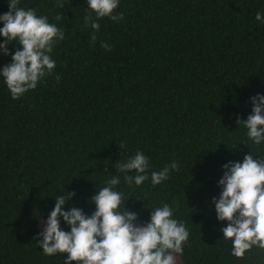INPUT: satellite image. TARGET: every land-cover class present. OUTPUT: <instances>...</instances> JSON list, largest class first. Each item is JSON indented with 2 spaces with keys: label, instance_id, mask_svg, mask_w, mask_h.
I'll list each match as a JSON object with an SVG mask.
<instances>
[{
  "label": "trees",
  "instance_id": "obj_1",
  "mask_svg": "<svg viewBox=\"0 0 264 264\" xmlns=\"http://www.w3.org/2000/svg\"><path fill=\"white\" fill-rule=\"evenodd\" d=\"M18 6L46 16L64 39L34 89L13 99L0 80V264H63L66 253L47 255L36 243L54 197L72 191L65 208L90 213L88 198L115 174L113 162L137 149L149 172L179 165L159 184L117 189L137 222L164 203L183 221L189 235L173 253L180 264H264L256 245L231 254L210 204L222 163L264 154V142L253 144L236 123L250 112L248 98L264 94V24L254 18L264 16V0H119L113 13L122 18H100L95 42L82 23L94 16L84 0ZM9 58L0 54V65Z\"/></svg>",
  "mask_w": 264,
  "mask_h": 264
},
{
  "label": "clouds",
  "instance_id": "obj_2",
  "mask_svg": "<svg viewBox=\"0 0 264 264\" xmlns=\"http://www.w3.org/2000/svg\"><path fill=\"white\" fill-rule=\"evenodd\" d=\"M8 10L0 13V54L9 61L0 65V80L16 99L34 89L37 82L52 73L56 61L51 58L53 45L64 39V31L48 22L35 9L20 7L19 0H6ZM60 7L64 0H56ZM86 12L82 23L93 31L90 42H95L99 19L113 21L123 13H113L119 0H84ZM255 20L264 24L260 11ZM60 19L59 16L56 17ZM15 41L19 47L10 54L5 45ZM105 50L110 45L104 41ZM58 79V77H57ZM250 112L243 120L246 136L253 144L264 142V94L255 93L248 98ZM249 151L240 160H228L220 165L221 174L216 181L217 196L210 200L222 237L231 239V254L241 257L253 245L264 248V154ZM255 157V158H254ZM116 169L88 198L94 205L90 213L66 202L74 195L63 191L54 197L52 207L42 218L43 226L35 235L36 243L44 254L66 253L63 264H175L173 253L183 251L182 244L189 235L183 221L173 218L168 204L151 208L146 221H138L136 212L124 208L123 192L117 186H140L146 180L156 185L168 178L170 171L179 168L175 160L158 171L149 172V158L137 149L124 160L113 162ZM118 173V174H116ZM149 209V208H148ZM64 225L62 227L61 225Z\"/></svg>",
  "mask_w": 264,
  "mask_h": 264
},
{
  "label": "rangeland",
  "instance_id": "obj_3",
  "mask_svg": "<svg viewBox=\"0 0 264 264\" xmlns=\"http://www.w3.org/2000/svg\"><path fill=\"white\" fill-rule=\"evenodd\" d=\"M43 223L40 224V228H42ZM174 258H175V264H180L179 260L177 259V257L173 254Z\"/></svg>",
  "mask_w": 264,
  "mask_h": 264
}]
</instances>
